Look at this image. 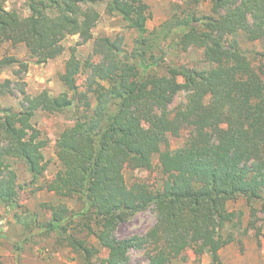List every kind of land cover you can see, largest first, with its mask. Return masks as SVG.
Instances as JSON below:
<instances>
[{"label":"trees","instance_id":"obj_1","mask_svg":"<svg viewBox=\"0 0 264 264\" xmlns=\"http://www.w3.org/2000/svg\"><path fill=\"white\" fill-rule=\"evenodd\" d=\"M23 1L27 13L0 0V49L24 45L39 63L60 56L69 36L93 39L101 18L96 7L104 3L137 37L132 51L120 41L96 39L98 61H83L72 48L61 75L71 97L43 91L19 112L0 111V222L2 209L25 208L20 200L27 185L15 170L24 165L28 184L61 202L44 205L45 219L17 211L22 241L54 236L55 245L82 264H130L132 251H145L149 264H202L205 254L220 264V251L247 234L229 203L243 198L252 216L256 205L264 215V51H247L242 43L264 40V0H212L214 16L188 12L167 22L163 35L173 36L175 46L202 50L191 65L155 53L143 0ZM14 63L20 61L1 59L0 77ZM81 74L88 76L84 92ZM7 84L0 81V93ZM182 92L185 107L171 111ZM37 111L72 121L56 140L62 169L51 179L45 178L48 141L32 124ZM182 136L184 145L171 149L170 137ZM156 165L157 187L127 183V167L151 171ZM150 208L158 223L148 234L118 236L122 224ZM5 236L0 227V239Z\"/></svg>","mask_w":264,"mask_h":264},{"label":"rangeland","instance_id":"obj_2","mask_svg":"<svg viewBox=\"0 0 264 264\" xmlns=\"http://www.w3.org/2000/svg\"><path fill=\"white\" fill-rule=\"evenodd\" d=\"M150 9L151 18L147 23L149 36L155 39V53L163 56L169 54L171 59L181 64H193L202 59V50L191 47L188 51L175 46L173 36L166 34L164 26L176 16L183 17L185 13L191 12L199 16H214L212 0H143ZM23 0H3V6L8 9H18L26 12ZM101 14L100 21L93 29V39L84 42L79 35L67 37L63 41L64 52L55 59L45 63L38 62L35 58H30L24 45L13 46L6 44L0 49V60L6 57H15L20 63L9 65L1 74L0 81H9L0 93V111L10 109L19 112L22 104L29 97H34L43 91H50L55 96L68 94L71 91L61 80V75L65 72L66 63L71 58V49H76V56L81 60L89 58L98 61L94 56L95 40L108 37L113 41H120L125 51H132L137 33L129 29L127 23L118 15H108L105 11V3L96 7ZM169 31V30H167ZM164 36V37H163ZM247 51H264V40L256 43L242 42ZM88 76L81 74L77 81L79 91H86L85 85L88 84ZM187 103V93L182 92L177 96L171 105V111L185 107ZM2 114L0 113V116ZM32 124L39 132L41 138L48 141L44 149L48 170L45 178L51 179L56 175L62 166L58 161L55 152V144L60 134L72 124L68 116L51 115L37 111L32 119ZM185 137H170L169 147L177 149L184 145ZM157 164V160H156ZM157 166V165H156ZM15 170L18 174L19 183L25 184V190L21 194V203L29 212L40 215L45 219L44 205L59 204L61 200L54 193L46 190H39L36 186L29 185L31 175L24 165H17ZM126 181L131 185L134 181H147L151 186H158V166L151 171H138L126 168L124 171ZM62 202L71 208L76 207L74 200L65 199ZM230 212L235 217L243 221V230L247 229V234L237 236L235 242L223 248L220 253V264H264V215L256 205V213L251 215V210L245 199L241 198L236 202H230ZM24 208V209H25ZM16 209H2L3 219L0 227L5 231L6 236L0 239V261L3 264H82L76 255L66 248L55 245V238H43L42 236H32L26 241H22L21 227L14 219ZM258 209V210H257ZM158 219L154 208L139 213L130 222L122 224L118 230L120 238L133 236H145L152 230ZM189 263L194 261L192 251H188ZM202 264H214L212 257L205 254L201 258ZM130 264H149L145 251H132Z\"/></svg>","mask_w":264,"mask_h":264}]
</instances>
